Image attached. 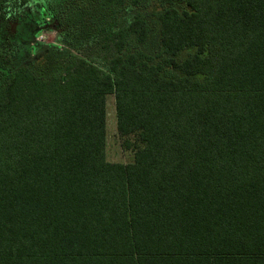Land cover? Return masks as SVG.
<instances>
[{"label":"trees","instance_id":"obj_1","mask_svg":"<svg viewBox=\"0 0 264 264\" xmlns=\"http://www.w3.org/2000/svg\"><path fill=\"white\" fill-rule=\"evenodd\" d=\"M158 1L185 7L159 15L178 80L125 53L140 17L108 72L0 74V264H264V0ZM110 95L127 165L107 159Z\"/></svg>","mask_w":264,"mask_h":264},{"label":"rangeland","instance_id":"obj_2","mask_svg":"<svg viewBox=\"0 0 264 264\" xmlns=\"http://www.w3.org/2000/svg\"><path fill=\"white\" fill-rule=\"evenodd\" d=\"M122 5L101 6L93 0H0V74H15L28 66L41 78L59 77L73 58L86 59L104 72L117 56L115 34L136 18L148 27L146 42L131 35L125 53H143L151 65H161L165 79L183 76L164 64L169 58L161 44L159 15L169 7L181 12V4L158 0H124ZM124 53V54H125ZM194 51H185L177 58L184 61ZM115 95L108 97L107 159L111 163L134 161V139L131 148L124 143L117 128Z\"/></svg>","mask_w":264,"mask_h":264}]
</instances>
